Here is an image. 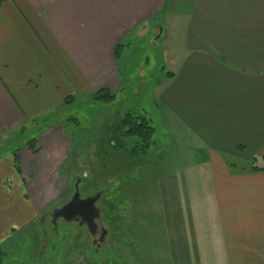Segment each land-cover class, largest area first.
Here are the masks:
<instances>
[{
    "label": "crops",
    "instance_id": "1",
    "mask_svg": "<svg viewBox=\"0 0 264 264\" xmlns=\"http://www.w3.org/2000/svg\"><path fill=\"white\" fill-rule=\"evenodd\" d=\"M171 17L182 31L175 40L158 25ZM150 32L165 33L172 57L159 89L173 126L182 127L176 134L190 135L183 169L201 170L212 190L198 198L201 217L192 224L202 230L166 232L175 240L169 264H264V171H251L264 158V0H5L0 140L11 135L13 141L14 130L53 116L70 96L90 99L102 89L115 94L118 51ZM35 139V153L23 146L0 157V244L14 239L11 230L30 225L61 190L55 170H62L71 148L63 127L50 124ZM226 156L244 158L247 167L236 168ZM170 229L177 228L171 223ZM197 239L214 240L222 252L212 254L219 257L180 263L176 256L185 253L177 249H197Z\"/></svg>",
    "mask_w": 264,
    "mask_h": 264
},
{
    "label": "rangeland",
    "instance_id": "2",
    "mask_svg": "<svg viewBox=\"0 0 264 264\" xmlns=\"http://www.w3.org/2000/svg\"><path fill=\"white\" fill-rule=\"evenodd\" d=\"M178 24L176 17H171L164 20V26L161 22L158 25L168 29L175 40L182 34ZM151 33L131 38L118 51L119 88L113 103L105 105L100 100L76 96L73 104H63L53 116L49 114L27 128L14 130L13 141L11 135L0 140L3 158L27 146L38 131L58 123L71 146L62 170H55L59 172L61 190L30 225L11 230L14 239L0 244L7 253L6 258H0L1 264H44L43 260L55 256L52 260L55 264H169L168 257L172 256L169 243L175 242L168 240L169 235L180 232L187 236L189 231L201 229L196 225L201 217L198 198L209 196L212 190L208 180L203 181L206 175L202 176L201 170L183 169L188 153L182 148L188 145L190 135L185 130L178 135L182 127L176 130L173 126L161 99L164 88L159 89L169 79L172 57L165 52V33L160 38ZM127 114L149 120L154 131L148 145L115 130ZM225 158L236 168L239 163L247 167L244 158ZM151 175L155 179L157 176L158 182ZM76 185L80 199L99 196L95 203L99 210L95 237L90 236L85 226H79L80 219L71 223L57 220L55 226L51 222L52 212L71 200ZM47 194L49 197L54 193L47 191ZM189 199L197 205L188 204ZM183 219H189L188 224L184 222L181 226ZM171 223L177 229H170ZM128 224L130 231L125 227ZM194 241L200 243L199 248L177 249L185 253L176 256L180 263L191 260L207 263L216 257L212 253L222 252L214 240ZM9 242H13L11 249L5 247ZM43 253L46 256L42 260Z\"/></svg>",
    "mask_w": 264,
    "mask_h": 264
},
{
    "label": "trees",
    "instance_id": "3",
    "mask_svg": "<svg viewBox=\"0 0 264 264\" xmlns=\"http://www.w3.org/2000/svg\"><path fill=\"white\" fill-rule=\"evenodd\" d=\"M5 0H0V6L2 5V3ZM117 49H119V46L116 47V53H117ZM91 98H93L94 100H100L102 103H104L105 105L111 104L116 100V94L111 93L109 90L107 89H102L94 94H92ZM73 101V97L70 96L68 98H66L64 100V105H70ZM135 114H127L125 115L124 118H122L119 122V124L115 127L116 131H118V134L122 133L123 135H128L133 139H140L142 140V142L146 145H148L150 143L152 134L154 129L150 126L149 120H146V118H144L141 115H135ZM40 131H43L40 130ZM36 139H31L30 141H28L27 146L29 147V149H31L32 152H36L37 151V147H36ZM262 163L263 166L262 167H252L251 171L256 172V171H264V158H262ZM15 170L17 171V173H20L19 167H18V162L17 159L15 158ZM128 231L131 230V224H128L125 226ZM46 254L43 253L42 254V260L45 258ZM7 257V253L6 250L2 247H0V258H6ZM57 256H55L53 259L51 258V260L49 259H45L43 260L44 264H55V261H52L54 259H56ZM1 264V262H0Z\"/></svg>",
    "mask_w": 264,
    "mask_h": 264
},
{
    "label": "water",
    "instance_id": "4",
    "mask_svg": "<svg viewBox=\"0 0 264 264\" xmlns=\"http://www.w3.org/2000/svg\"><path fill=\"white\" fill-rule=\"evenodd\" d=\"M75 193L71 200L56 209L51 214V222L55 226L57 220H62L65 223H71L80 219L79 226H85L90 236L96 234L95 220L99 218V210L95 207V203L99 196L87 199H80L76 185ZM103 236V233H102Z\"/></svg>",
    "mask_w": 264,
    "mask_h": 264
},
{
    "label": "flooded vegetation",
    "instance_id": "5",
    "mask_svg": "<svg viewBox=\"0 0 264 264\" xmlns=\"http://www.w3.org/2000/svg\"><path fill=\"white\" fill-rule=\"evenodd\" d=\"M78 220H79V219H78ZM78 220H77V221H78ZM79 222H80V221H79ZM94 237H95V235H94ZM100 238H101V237H100ZM100 240H102V239H100ZM95 243H96V242H95Z\"/></svg>",
    "mask_w": 264,
    "mask_h": 264
}]
</instances>
